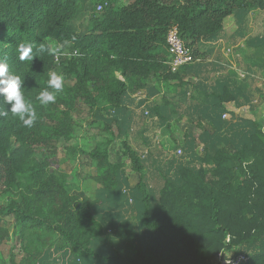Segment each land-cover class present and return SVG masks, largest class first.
Masks as SVG:
<instances>
[{"label":"trees","instance_id":"1","mask_svg":"<svg viewBox=\"0 0 264 264\" xmlns=\"http://www.w3.org/2000/svg\"><path fill=\"white\" fill-rule=\"evenodd\" d=\"M102 1L108 2L104 11L93 17L87 31L80 32L72 23L79 0H0V61L24 81L25 99L37 114L34 125L27 127L8 110L10 104H0V111H8L0 117V191L9 194L0 205V221H12L20 240L30 242L26 257L18 262L11 256L10 264H49L46 247L58 240L75 255L123 264L120 253L103 255L93 246L107 235L108 219L100 213L105 208L120 219L116 227L127 244L126 264H211L218 255L235 250L247 256L242 264H264V251L245 253L264 238V131H254L255 123L245 120L251 127L248 143L221 148L219 142L227 124L224 102L237 100L236 95L218 93L215 105L208 101L210 96L203 97L190 103L183 114L172 102L152 107L149 113L162 127H169L175 113L187 115L197 125L206 115L212 127L203 130L210 137L206 153L212 168L178 166V179L168 174L175 170L176 158L167 172L156 169L150 175L151 165L127 141L133 118L124 105L131 92L148 83L175 82L186 87L181 91L184 97L195 88L181 78L179 68L172 69L166 44L172 25L178 26L190 48L193 61L188 64H193L213 52L206 49L209 42L225 37L229 17L237 31L243 28L249 9L264 0H141L123 7L100 0L95 11ZM21 45H31L33 59H19ZM41 45L57 50L39 52ZM252 46L264 48V41L253 40ZM53 72L63 76V88L55 102L42 105L37 97L48 88ZM69 79L72 83H66ZM78 101L94 109L107 134L115 126L124 137L114 161L109 159L110 138L91 151L98 165L107 167L94 178L100 184L94 199L70 192L68 175L37 158L41 152L55 154L62 139L72 141ZM191 142L188 139L185 145L189 151ZM67 152L74 157L84 151L69 145ZM124 157L139 175L132 190L141 226L152 236L148 246L142 245L126 218ZM157 180L162 182L158 191Z\"/></svg>","mask_w":264,"mask_h":264},{"label":"rangeland","instance_id":"2","mask_svg":"<svg viewBox=\"0 0 264 264\" xmlns=\"http://www.w3.org/2000/svg\"><path fill=\"white\" fill-rule=\"evenodd\" d=\"M100 0H79V9L72 20L74 27L80 31H87L92 24L94 16L100 15L93 7ZM118 7L127 6L132 3H140L141 0H110ZM233 18L229 17L226 25L232 23ZM231 36L219 38L207 44V48H213L210 55H202V60L193 64H185L179 67V73L184 81H192L196 86L188 91L186 97L181 94L185 86H178L175 82H153L148 83L136 93L131 92L124 100L127 109H131L133 118V135L127 137V141L135 144L140 155L151 165L150 175L156 169H163L167 172L171 159L176 158L175 170L168 174L178 179L175 173L178 166L203 168L209 170L212 163L208 161L206 148L210 142L208 133L212 127L205 115L199 119V124L190 122L188 116L179 117L180 111L187 109V105L197 101L201 102L203 97L212 105L219 103L215 96L224 91L236 95L238 102L243 106L241 110L228 109L223 114V119L227 121L226 132L220 136V147L240 148L250 140L251 127L245 120L255 123L254 131H264V48L253 47V40L264 41V1L262 5L249 9L243 28L236 31ZM230 49V52H228ZM260 57V58H259ZM217 59L218 66L211 65V59ZM260 62H263L260 65ZM256 64H259L256 66ZM66 83L72 81L66 80ZM188 90V88H187ZM155 91L158 93L154 94ZM204 91V93L202 92ZM142 96V98H141ZM141 98V99H140ZM175 103L178 114H174L173 122L169 127H162L155 116L146 113L152 109L155 103ZM175 105V107H177ZM76 130L75 136L70 143L63 139L59 142L58 150L55 154L47 152L38 153L39 160L52 162V169L65 172L68 175L67 186L70 192L76 195H84L94 199L96 190L100 184L94 179L97 175L106 172L107 167H100L98 160L91 156V151L95 148H102L101 142L106 138L111 140V154L109 159L114 161L116 153L121 150V142L124 137L118 134V129L114 126L112 134H107L103 129V123L95 118L94 109L89 108L82 101L77 103ZM184 107V109H183ZM213 111V109L211 110ZM214 112V111H213ZM183 114V113H182ZM212 115L213 113L210 112ZM226 115V117H224ZM197 119V117H196ZM223 128V129H224ZM224 129V130H225ZM143 130V132H142ZM203 130H207L204 132ZM147 137V141L145 140ZM190 141L192 151L186 149V141ZM144 141V142H142ZM209 141V142H208ZM73 145L84 152H77L75 156H70L67 146ZM182 149V154H177V149ZM123 169L128 175V182L122 186L128 218L135 231L138 233L143 246H148L152 242V236L142 228L139 216V204L135 198L132 187L138 182L139 175L134 172L130 161L124 157L121 160ZM185 173L183 174V177ZM177 177V178H176ZM207 177L211 179L209 172ZM156 191L162 182L154 181ZM8 193L0 191V205L8 199ZM108 209H102L100 213L108 219L109 228L107 235L94 241V248L103 255L120 253V260L123 264L129 262L127 244L121 235L117 223V216H110ZM117 219V220H116ZM116 220V221H115ZM30 243V242H29ZM29 243L20 240L19 234L13 229V222L7 219L0 221V264H10L11 256L16 261H21L26 257V249ZM46 260L49 264H113L109 261L97 260L90 257L75 255L71 250L58 240L54 245L46 247ZM264 251V238L262 242L246 249V254ZM241 251L224 252L215 257L211 264H219L220 257H235Z\"/></svg>","mask_w":264,"mask_h":264},{"label":"clouds","instance_id":"3","mask_svg":"<svg viewBox=\"0 0 264 264\" xmlns=\"http://www.w3.org/2000/svg\"><path fill=\"white\" fill-rule=\"evenodd\" d=\"M56 50L47 49L43 45L38 49L39 52L48 53H54ZM19 51L21 53L19 56L21 61L33 59L31 45H21ZM23 84L24 81L14 72L10 71L7 62L0 61V104H10L11 107L8 110L18 115L25 126L31 127L37 119V114L32 104L25 99ZM62 88L63 76L53 72L48 81V88L41 91L37 98L42 105L55 102L56 94L62 91ZM49 89H52V91ZM7 114L8 111H0V117H6Z\"/></svg>","mask_w":264,"mask_h":264},{"label":"built area","instance_id":"4","mask_svg":"<svg viewBox=\"0 0 264 264\" xmlns=\"http://www.w3.org/2000/svg\"><path fill=\"white\" fill-rule=\"evenodd\" d=\"M108 5L107 1L99 2L96 5V11L102 12ZM166 44L169 54L173 57L172 60V69L176 70L180 66L188 64L193 61V56L189 47H187L186 43L182 39L179 29L177 25H172L167 32L166 35ZM230 52V49H228ZM58 57V55L56 56ZM146 113H149L146 111ZM226 117V115H224ZM177 154H182V149H177ZM247 260V256L245 254H239L235 257H220V264H242Z\"/></svg>","mask_w":264,"mask_h":264},{"label":"crops","instance_id":"5","mask_svg":"<svg viewBox=\"0 0 264 264\" xmlns=\"http://www.w3.org/2000/svg\"><path fill=\"white\" fill-rule=\"evenodd\" d=\"M225 28H226V34H225V37L226 36H231L232 34H234V33H237L236 32V27H235V25H234V21H232V23H230L229 25H226L225 24ZM211 61V65L212 66H218V64H222V63H217L218 62V60L217 59H211L210 60ZM257 66V65H256ZM192 82V81H191ZM192 88H194V87H192ZM191 90L192 89H190L189 91H190V93H191ZM141 98H142V96H141ZM140 98V99H141ZM225 103V105L228 107V109L230 110V109H238V110H241L242 108H243V106H242V104L240 103V102H238V100H229L228 102H224ZM163 105L164 106V104L165 103H155L154 105ZM175 104V103H174ZM153 105V106H154ZM176 105V104H175ZM177 106V105H176ZM190 105H187V107H185V108H188ZM166 107V106H165ZM176 108H178V106L176 107ZM183 109H184V107H183ZM186 110L187 109H184V110H182V111H180V112H182V113H186ZM130 112H131V109L129 110ZM164 111L165 112H167V110L166 109H164ZM149 112V111H148ZM182 113H180V114H182ZM155 119H157V121H158V123L161 125L162 123L160 122V120L155 116ZM134 122V121H133ZM173 122V121H172ZM134 124V123H133ZM162 126V125H161ZM142 132H143V130H142ZM133 127H131V130H130V136L131 135H133ZM145 140L147 141V137H145ZM142 142H144V141H142ZM132 146L135 148V149H137V147L138 146H136L135 144H132Z\"/></svg>","mask_w":264,"mask_h":264}]
</instances>
